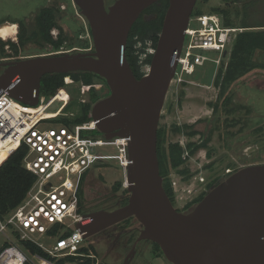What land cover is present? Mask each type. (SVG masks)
<instances>
[{"label":"water","instance_id":"1","mask_svg":"<svg viewBox=\"0 0 264 264\" xmlns=\"http://www.w3.org/2000/svg\"><path fill=\"white\" fill-rule=\"evenodd\" d=\"M157 1L115 0L106 10L103 0H73L88 22L93 52H58L7 63L0 93L34 106L44 74L87 71L105 80L109 92L94 102L90 115L106 138H127L129 196L114 209L83 215L76 228L84 239L134 217L141 225L135 241L158 244L171 264H264V163L229 173L187 211L178 210L163 188L157 128L196 0H168L149 72L136 78L125 45L140 12Z\"/></svg>","mask_w":264,"mask_h":264},{"label":"built area","instance_id":"2","mask_svg":"<svg viewBox=\"0 0 264 264\" xmlns=\"http://www.w3.org/2000/svg\"><path fill=\"white\" fill-rule=\"evenodd\" d=\"M241 30L224 25L218 12L191 15L169 88L194 83L196 71L207 65L214 66L215 77L217 68L228 56L236 34ZM51 33L55 37V28ZM15 34L16 25L9 38L13 40ZM154 52L155 47L150 40L145 41L142 50H135L141 75L149 72L150 61L147 59H151ZM73 83H77L79 97L74 110H71L67 107L73 97L69 88ZM91 88L100 98L106 95L101 83L84 84L70 77H65L64 85L50 95L39 92L34 106L23 105L7 93H0V151L6 150L9 156L22 147V165L34 175L25 198L4 220L0 219V235L9 242L0 250V264H58L60 258L73 257L75 261H82L95 257L92 250L82 251L85 239L76 228V222L83 217L78 211L82 175L96 163L111 159L125 174L130 160L127 138L116 136L108 139L104 134L99 137L88 134L96 129V121L91 118L90 111L89 120L71 121L79 113V104L88 101ZM63 117L69 121H60ZM109 147L114 149L112 153L106 152ZM187 154L185 151L183 156ZM230 170L225 169V173H231ZM190 177L185 179L183 175L175 181L169 174L174 202L177 200L181 208L202 192L188 187ZM198 180L204 182L202 176ZM181 183L186 186L182 187ZM44 236L52 240L49 245L40 240ZM21 241L35 244L46 255L32 253Z\"/></svg>","mask_w":264,"mask_h":264},{"label":"rangeland","instance_id":"3","mask_svg":"<svg viewBox=\"0 0 264 264\" xmlns=\"http://www.w3.org/2000/svg\"><path fill=\"white\" fill-rule=\"evenodd\" d=\"M51 7L62 10L61 18L57 22L59 27L55 29L59 31L61 28L65 35L61 45L55 47L37 36L28 37L21 54L32 57L58 52L89 51L93 47L90 28L73 0H0V24L3 21H8L16 25V30H18L17 25L21 22L24 25L25 34H29L36 25L37 12L42 8ZM222 8L235 12L232 16L235 23H239L246 14L248 15L247 20L251 21L264 16V0H208L207 2L196 0L193 11L209 13L211 10ZM251 8L258 11L254 12ZM6 39L12 42L9 37ZM0 40L5 41L1 37ZM138 46L139 44H137ZM6 48L4 50H9ZM226 61L227 58L223 61L224 64ZM214 70L212 65L200 67L194 75V83L186 84L185 87H170L158 123V126L169 128L172 123H193L198 120L195 128L201 132V135L187 137L182 134H169L171 142H178L181 145L188 141L199 142L206 137L209 138L206 148L198 149L191 154L188 153L182 163L169 172L170 178L177 181L183 176L178 170L183 167L188 168V172L191 173L188 187L195 191L207 192L210 188L206 184L217 173H221L228 167V161L233 162L237 167L264 162V71L250 72L236 81L230 88V102L226 107L219 109L214 118L204 116L188 118L182 115L183 104L195 107L206 106L211 112L212 108L209 103L215 101L218 92V88L213 83ZM69 88L72 90L73 99L77 104L79 97L77 83L70 84ZM180 89H183L185 95L178 105ZM19 103L26 105L22 102ZM169 104L171 110L167 111ZM74 108L75 106H72L70 109L74 110ZM188 119L194 121H188ZM88 134L97 137L103 135L97 128L89 131ZM113 151L114 149L109 147L106 152L112 153ZM200 176L204 179L203 183L198 180ZM118 179H122V187L113 195L112 188ZM181 186L186 185L181 183ZM123 188H125V174L115 160H109L105 167L90 168L83 186L87 209L99 206L107 209L110 204L118 201ZM184 195H188L187 192H184ZM175 201L176 208L182 210L178 201ZM137 222L134 217H131L127 222L121 224V227L126 230L129 227H133L135 230L128 240L129 245L130 241L134 240L140 232L141 227ZM40 240L47 245L52 242L45 236ZM4 241H7V238L0 235V246ZM82 244L85 247L92 246L94 250L91 252L95 254L96 261H102L105 264H124L126 256L129 255L127 252L129 247L111 246V242L104 240L102 234L93 235L83 240ZM158 252L152 241L140 240L129 264H171L163 253Z\"/></svg>","mask_w":264,"mask_h":264},{"label":"trees","instance_id":"4","mask_svg":"<svg viewBox=\"0 0 264 264\" xmlns=\"http://www.w3.org/2000/svg\"><path fill=\"white\" fill-rule=\"evenodd\" d=\"M202 2H207L208 0H201ZM168 5V0H158L157 2L151 4L142 12L132 24L127 42L125 45V56L126 60L130 66V69L136 78H140L142 75L139 71V65L137 63V56L135 50H142L146 40H150L152 45L155 47L157 37L162 25V20L164 13ZM252 11L257 12L258 10ZM211 12H218L222 15L223 24L226 26L242 28L240 32L236 34L235 40L232 47L228 53L227 61L224 62L217 68L214 85L218 88L217 96L214 102L209 103L211 110V118H214L218 113L219 109L226 107L227 103L230 102L231 86L245 77L250 72L253 71H264V16L257 20H247L248 15H244L239 23H235L232 20L233 10L227 11L225 9L211 10ZM54 9L42 8L37 12L36 25L31 30L29 34H25L24 25L20 22L18 31L19 44L14 42L8 43L17 52L19 51V45H23L28 37H39L42 41L49 43L55 47L61 45L65 35L63 30L59 28L58 38L53 39L50 35V30L53 27L58 28L59 25L53 15ZM202 11L194 12L191 15L201 14ZM1 41L0 50L4 52V45L6 41ZM137 44H139V49H137ZM19 48V49H18ZM150 61V57L147 59ZM95 76L101 79L103 82L105 80L97 74L87 71H75L68 73H48L44 74L40 79L39 92L42 95H50L54 91L64 85V78L70 77L75 81H82L84 84H90L95 81ZM185 92L180 89L177 99V104L181 103V100ZM100 96L95 93V89L91 88L89 92L88 101L79 104V113L74 116L71 121L74 123H80L89 120L88 113L91 110L92 103L98 100ZM76 106L75 100L71 99L67 109ZM171 110V105L167 107V111ZM60 121L67 122V118H61ZM198 120L193 123H172L169 128H164L158 126L157 128V146L156 153L159 164V173L163 179V188L170 198L171 202L174 203L173 190L171 188L169 172L171 169L177 168L182 161L186 158L183 153L186 151L189 154L194 153L198 149L206 148L209 138L206 137L199 142L188 141L186 144L181 145L178 142H171L169 134H182L187 137H193L195 135H201V132L195 128ZM24 156V149L21 147L15 152L11 153L5 160L0 164V219L4 220L12 209H14L27 195L33 181L34 175L26 170L22 165V160ZM109 160H102L94 165L95 168L105 167L108 165ZM119 167V166H118ZM120 168V167H119ZM121 169V168H120ZM188 168L183 167L178 170L179 173L184 175L187 179L190 177ZM87 172L82 175L79 190H78V211L85 215L92 210L105 209L103 206L98 208H88L87 203L84 198L83 186L85 184V177ZM218 181H214L208 184L209 188L216 185ZM122 187V179H118L114 183L112 191L115 195L118 190ZM206 192H202L197 195L191 202H189L182 210H189L194 204H196ZM129 193L126 188H123L117 202L110 204V206L105 210H111L115 207L121 206L126 203ZM131 218V217H130ZM129 218L123 220L122 222H127ZM8 241H4L0 250L8 245ZM32 253H40L46 255L39 247L35 244L21 241ZM155 249H157L162 254V251L158 244L154 243ZM90 247V248H89ZM81 248L84 252H89V250H94L92 246ZM157 256V255H156ZM58 264H105L102 261H96V258H84L82 261H75V258L68 257L67 259L60 258L57 260Z\"/></svg>","mask_w":264,"mask_h":264},{"label":"flooded vegetation","instance_id":"5","mask_svg":"<svg viewBox=\"0 0 264 264\" xmlns=\"http://www.w3.org/2000/svg\"><path fill=\"white\" fill-rule=\"evenodd\" d=\"M115 0H103V3H104V8L107 10L108 9V7L114 2ZM54 9V13H53V15L55 16V19H56V21L58 22L59 20H60V13H61V9L59 8V9H57V8H53ZM146 9V8H145ZM139 16V15H138ZM87 21V20H86ZM88 23V22H87ZM57 29L56 27H53L52 29ZM17 29L18 30H16V35H15V38L12 40V42H14V43H18L19 44V38H18V36H17V34H18V31H19V25H17ZM51 29V30H52ZM51 30H50V35L52 36V38L53 39H57L58 38V33H59V31L58 30H56V35H55V37L52 35V33H51ZM91 39H92V37H91ZM6 41V43H5V45H4V49H5V47H7L9 50H4V52H1V50H0V74L4 71V69L7 67V63H10V62H14V61H16V60H19V59H23V58H26L27 56H24V55H22L21 54V50L23 49V45L25 44H23V45H19V51H15L14 49H13V47L8 43V39L7 40H5ZM0 46H1V41H0ZM6 48V49H7ZM93 47H91L90 49H89V52H93ZM95 80L96 81H98V82H100L101 84H102V89H103V92H104V94H108V92H109V89H108V86L106 85V83L105 82H103L101 79H99V78H97L96 76H95ZM264 163V162H263ZM228 167L226 168V169H231L230 170V172H234V171H236L237 169H239V168H241V167H243V165L242 166H239V167H237L236 165H234V163L233 162H231V161H228ZM228 174H226L225 173V170H223L221 173H217L211 180H209V182H208V184H210V183H212V182H214V181H221V180H223L226 176H227ZM208 184H206V185H208ZM209 190V189H208ZM203 192V191H202ZM202 192H200L199 194H201ZM198 194V195H199ZM116 208V207H115ZM192 208V207H191ZM138 224H139V222H137ZM121 224H122V221L121 222H118V223H116V224H114V225H111V226H109V227H107V228H105V229H103L102 231H100V232H98L97 234H102V236H103V238H104V240H106V241H110L111 242V246L113 245V246H115V245H118V246H120V247H122V248H126V247H129V250L127 251L128 252V254H129V258H128V260H127V262L126 263H124V264H129V261H130V258H131V256L132 255H134V253H135V249H136V246H137V244H138V241L136 242L135 240H136V237H135V239L134 240H132V241H130L131 243H130V245L128 244V240H129V238H131L132 237V234H133V232L135 231L134 230V228L133 227H129L127 230L125 229V228H123V227H121ZM139 226L141 227V225L139 224ZM96 235V234H95ZM141 241H143V240H141ZM145 241V240H144ZM146 241H149V240H146Z\"/></svg>","mask_w":264,"mask_h":264},{"label":"crops","instance_id":"6","mask_svg":"<svg viewBox=\"0 0 264 264\" xmlns=\"http://www.w3.org/2000/svg\"><path fill=\"white\" fill-rule=\"evenodd\" d=\"M188 95V94H187ZM182 115L186 117L194 116V117H210L211 115L210 109L206 106H189V105H182ZM188 121H194L191 119H188Z\"/></svg>","mask_w":264,"mask_h":264},{"label":"bare ground","instance_id":"7","mask_svg":"<svg viewBox=\"0 0 264 264\" xmlns=\"http://www.w3.org/2000/svg\"><path fill=\"white\" fill-rule=\"evenodd\" d=\"M14 32H15V25L13 23H10L8 21H3L0 24V37L2 39L8 38L9 35H12ZM31 111H33V110H30L29 112H31ZM47 113H48V111H47ZM44 114H46V112H44ZM6 158H7V151L1 150L0 151V164Z\"/></svg>","mask_w":264,"mask_h":264}]
</instances>
